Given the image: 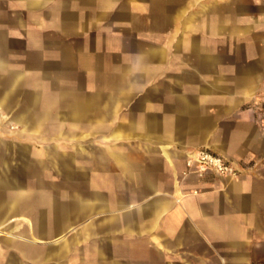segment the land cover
<instances>
[{
	"label": "crops",
	"instance_id": "1",
	"mask_svg": "<svg viewBox=\"0 0 264 264\" xmlns=\"http://www.w3.org/2000/svg\"><path fill=\"white\" fill-rule=\"evenodd\" d=\"M262 93L264 0H0V264H264Z\"/></svg>",
	"mask_w": 264,
	"mask_h": 264
},
{
	"label": "built area",
	"instance_id": "2",
	"mask_svg": "<svg viewBox=\"0 0 264 264\" xmlns=\"http://www.w3.org/2000/svg\"><path fill=\"white\" fill-rule=\"evenodd\" d=\"M187 166L190 172L203 175L213 172L226 176H238L244 170L240 163L217 153L209 147H200L188 153Z\"/></svg>",
	"mask_w": 264,
	"mask_h": 264
},
{
	"label": "rangeland",
	"instance_id": "3",
	"mask_svg": "<svg viewBox=\"0 0 264 264\" xmlns=\"http://www.w3.org/2000/svg\"><path fill=\"white\" fill-rule=\"evenodd\" d=\"M254 106H255V108L257 109V111H258V115H263V117H264V93H262L257 99H256V101L254 102ZM4 118V115H1L0 114V122L2 121V119ZM4 120V119H3ZM5 122H9V120H6ZM4 122V123H5ZM8 125V127H9V129H11V130H16V129H18V126L16 125V124H14V123H8L7 124ZM210 148V147H209ZM210 149H212V148H210ZM213 151H215L214 149H212ZM215 152H217V151H215ZM217 153H219V152H217ZM221 154V153H220ZM209 173H213V172H209ZM205 174H207V173H205ZM205 174H203V175H205ZM215 174V173H214Z\"/></svg>",
	"mask_w": 264,
	"mask_h": 264
}]
</instances>
